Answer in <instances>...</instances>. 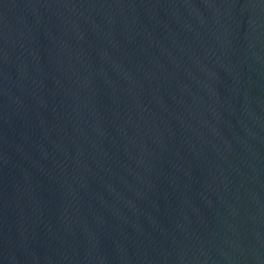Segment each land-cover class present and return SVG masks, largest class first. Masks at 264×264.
I'll use <instances>...</instances> for the list:
<instances>
[{"label": "water", "instance_id": "obj_1", "mask_svg": "<svg viewBox=\"0 0 264 264\" xmlns=\"http://www.w3.org/2000/svg\"><path fill=\"white\" fill-rule=\"evenodd\" d=\"M0 264H264V0H0Z\"/></svg>", "mask_w": 264, "mask_h": 264}]
</instances>
